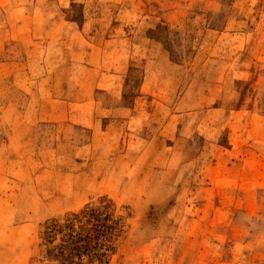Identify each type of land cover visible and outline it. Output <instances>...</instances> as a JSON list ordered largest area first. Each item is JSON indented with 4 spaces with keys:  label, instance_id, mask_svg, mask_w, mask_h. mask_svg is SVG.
<instances>
[{
    "label": "rangeland",
    "instance_id": "rangeland-1",
    "mask_svg": "<svg viewBox=\"0 0 264 264\" xmlns=\"http://www.w3.org/2000/svg\"><path fill=\"white\" fill-rule=\"evenodd\" d=\"M102 204L106 264H264V0H0V264Z\"/></svg>",
    "mask_w": 264,
    "mask_h": 264
},
{
    "label": "trees",
    "instance_id": "trees-1",
    "mask_svg": "<svg viewBox=\"0 0 264 264\" xmlns=\"http://www.w3.org/2000/svg\"><path fill=\"white\" fill-rule=\"evenodd\" d=\"M120 224L121 217H114V211L105 204L86 207L63 222H53L45 232L44 259L58 264H82L86 258L106 264L121 231Z\"/></svg>",
    "mask_w": 264,
    "mask_h": 264
}]
</instances>
